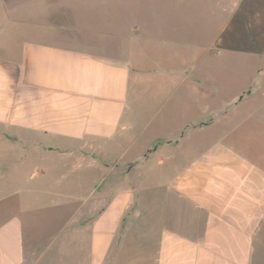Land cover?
I'll list each match as a JSON object with an SVG mask.
<instances>
[{
  "label": "crops",
  "instance_id": "1",
  "mask_svg": "<svg viewBox=\"0 0 264 264\" xmlns=\"http://www.w3.org/2000/svg\"><path fill=\"white\" fill-rule=\"evenodd\" d=\"M90 1L0 0V124L29 133L16 175L79 201L37 248L22 202L0 264H264V109H145L147 79L109 53L120 32L83 21Z\"/></svg>",
  "mask_w": 264,
  "mask_h": 264
},
{
  "label": "rangeland",
  "instance_id": "2",
  "mask_svg": "<svg viewBox=\"0 0 264 264\" xmlns=\"http://www.w3.org/2000/svg\"><path fill=\"white\" fill-rule=\"evenodd\" d=\"M81 9L84 22H97L111 35L120 32L111 36L109 53L115 54L119 42L124 62L147 79L145 109H188L206 121L218 120L226 109H264V0H91ZM90 37L100 40L92 34L81 41ZM249 91L251 97L239 102ZM27 137L0 124V222L22 212L20 205L28 201L20 214L24 238L37 248L40 237L59 241V219L79 201L61 194L37 199L42 194L29 192L37 179L17 177L25 172L20 157L26 151L11 144Z\"/></svg>",
  "mask_w": 264,
  "mask_h": 264
},
{
  "label": "water",
  "instance_id": "3",
  "mask_svg": "<svg viewBox=\"0 0 264 264\" xmlns=\"http://www.w3.org/2000/svg\"><path fill=\"white\" fill-rule=\"evenodd\" d=\"M1 171V170H0Z\"/></svg>",
  "mask_w": 264,
  "mask_h": 264
}]
</instances>
